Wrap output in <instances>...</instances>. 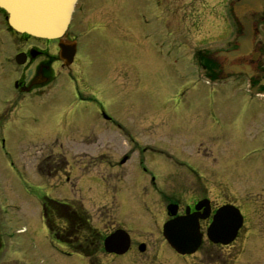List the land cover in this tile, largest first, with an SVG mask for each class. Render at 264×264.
<instances>
[{"label":"rangeland","instance_id":"obj_1","mask_svg":"<svg viewBox=\"0 0 264 264\" xmlns=\"http://www.w3.org/2000/svg\"><path fill=\"white\" fill-rule=\"evenodd\" d=\"M161 1L160 10L172 18L173 24L184 19L189 37L184 61L192 58L193 51L200 47L195 42L199 39L201 22L202 29L210 25L203 19L210 5L204 0ZM181 1H185L183 5ZM78 2L75 7L78 15L74 13L68 32L84 43L92 29L101 25L100 37L90 44L99 56L95 58L91 53L89 57L115 64L109 70L119 75L117 61L123 55L119 52L118 38L121 33L129 36L132 29L119 25L118 17L124 11L123 5L127 15L135 14L134 0ZM140 10H144L143 6ZM200 10H205V14H197ZM194 23L198 26H193ZM130 35L134 41L135 36ZM129 46L131 56L134 51ZM166 52L167 47L157 49L156 63L162 70L155 71L151 88L145 83L148 89H144L121 77L120 82L109 83L105 109L119 124L116 127L128 131L132 138L141 141L140 145L163 149L153 157L161 162L159 166L167 165V161H181V157L188 159L189 151L201 155L202 177L195 176L193 180L206 187V195L238 206L245 214L239 238L230 248L234 263L264 264V96L253 95L243 77L232 80L230 85H214L193 78L192 70L185 66L187 77L177 78L182 71ZM83 57H79L77 75L84 70ZM122 60H127L125 55ZM45 110V106L36 105H22L14 110L11 138L5 147L0 145V207L5 211L2 219H8L7 224L3 223L7 243L17 264H86V258L80 254L64 256V250L69 248L49 236L42 215L46 198L78 200L95 231L92 239L97 243L114 222L136 232L161 212L160 199L156 193L150 194L147 186L142 187L148 185V176L139 168L133 173L130 164L133 161L112 168L88 160L89 155H96L106 145L72 146L76 142L72 140L80 138L73 131L64 133L65 136L51 132V128L49 132L42 128L39 134L32 132L48 118ZM44 125L51 126V120L46 119ZM121 139L130 142L126 135ZM113 144L109 141L107 145L110 158L117 156L118 144ZM147 153L148 150L144 151ZM47 157L49 162L58 161L55 166L61 173L50 174L51 170L45 167ZM39 162L43 170L37 166ZM159 166L150 167V172L165 173ZM174 183L173 190L180 187ZM144 230L138 231L141 238L147 234ZM144 255L125 263L144 264ZM103 257L98 255L90 264L100 263ZM106 264L123 262L114 260Z\"/></svg>","mask_w":264,"mask_h":264},{"label":"flooded vegetation","instance_id":"obj_2","mask_svg":"<svg viewBox=\"0 0 264 264\" xmlns=\"http://www.w3.org/2000/svg\"><path fill=\"white\" fill-rule=\"evenodd\" d=\"M235 1L204 0L210 6H207V15L203 19L210 25L207 27L204 25L205 29H202L201 22L199 39L195 42L200 47L193 51L192 58L185 59L187 63L184 61V54H187L184 49L188 48L185 42L189 40V37L183 18L173 24L172 18L160 10L161 0H134V7L137 8L134 15H127L123 5L124 11L118 17L119 25L132 29L130 34L135 38L132 41L130 34L129 36L122 33L119 35L118 44L121 46L119 52H122L121 55H125L127 60L122 62V56L120 61H117L119 75L114 74L117 76L109 70L115 64L107 60L95 59L99 55L90 47L91 42L100 37L98 34H101L99 33L101 25H94L96 27L92 29V33L87 36L88 40H84V43L76 34L71 35L68 32L73 24L74 13L78 15L75 8L63 37L76 42L72 61L68 65H65L60 57L58 38H39L16 32L8 27L5 14L0 11V145L5 147L7 140L11 138L14 110L22 105L45 106V115L48 117L46 119L51 120V126L47 128L44 125L46 120L44 119V123L41 122L40 127L32 132L39 134L40 128L49 132L51 128V132L65 136L66 133L73 131V135L77 133L80 138L72 140L76 141L71 144L72 146H78V143H83L86 147L106 145L96 155H89L88 160L105 163L112 168L133 161V164L130 163L133 173H136L139 168L144 175L148 176V185L142 184V187L147 186L149 193H156L160 199L161 212L154 214V218L147 222L148 226L147 224L139 226L136 232L115 222L108 226L107 232L102 235L101 245L87 253L86 264H90L98 255L104 256L98 264H106L114 260L126 264L125 261L142 258L143 254L147 255L146 259H144L146 255L143 257L144 264H235L230 248L239 238L241 228L237 236L228 244L211 240L206 235V229L216 209L231 203L206 195L204 191L206 187L193 180L195 176L199 179L202 177L200 174L203 165L202 156H197L196 153L193 154L187 149L189 151L187 154L190 156L188 159L181 157V161L175 160L174 163L167 161L165 162L167 165L159 166L161 162L153 160V157H155L154 153L162 152L163 149L147 144L140 145V140L132 138L128 131L116 127L119 124L105 109L108 84L120 82L118 80L120 77L123 78L122 80L127 78V81L134 85L144 86V89L147 88L146 84L152 87L153 80L156 78L155 71L162 70V66L156 63L157 49L162 46L167 47V55L182 71L176 75L177 78L182 79L184 75L187 77L185 66L192 70L193 78L203 79L214 85H230L232 80L236 81L243 77L248 89H253V95L264 96V0H248L246 11L241 16H237L234 12ZM184 2L181 1V5ZM141 6L144 10H140ZM197 14H205V10H200ZM244 20L251 26L250 43L246 49L244 48L246 51L243 55L228 56V53L241 47L238 37L242 32ZM193 26H198V23H194ZM129 45L134 51L131 56L128 55ZM91 53L95 58L89 57ZM80 55L88 59L83 57L84 70L77 75L76 69L77 64L80 63ZM50 89L54 91L49 92ZM125 135L130 138V142L125 143L121 139V136ZM56 141L58 140L55 139ZM109 141L114 143L113 146L118 144L117 156L114 158L108 155ZM146 150H148L147 155L144 154ZM49 160L50 158L47 157L45 167L48 171L51 170L50 174L60 172L55 166L58 161L54 163ZM37 166L43 170L40 162ZM158 166L165 173L158 172L159 174L154 175L150 172V167L156 169ZM174 181L180 185L175 190H173ZM168 206H170L169 210ZM78 207H81L80 203L71 204L73 212L71 222L74 226L76 225L75 227L80 228L85 223L75 218ZM240 211L244 221L245 214L242 209ZM2 214H5V211L0 207V264H17L13 251L7 243L8 235L4 231L3 223L7 224L8 219L7 217L2 219ZM177 217L194 222L201 234L200 243L192 253L176 251L163 235V224ZM87 224L88 229L92 231L90 224L88 222ZM146 227L149 229L144 230ZM117 228H123L128 233L127 248L122 253L106 251L103 247V239ZM140 230L147 233L145 237H140L138 234ZM57 237H60L59 234ZM69 239L70 237L64 238V240ZM225 248L228 251H225Z\"/></svg>","mask_w":264,"mask_h":264},{"label":"water","instance_id":"obj_3","mask_svg":"<svg viewBox=\"0 0 264 264\" xmlns=\"http://www.w3.org/2000/svg\"><path fill=\"white\" fill-rule=\"evenodd\" d=\"M75 2L76 0H0V7L7 12V21L14 30L38 37L59 38L64 35ZM247 3V0H236L233 3L237 16L246 11ZM242 25V32L238 37L241 47L228 56L243 55L250 43L252 35L250 23L244 20ZM59 47L60 57L68 65L72 60L75 44L61 40ZM241 220L238 209L233 206H222L215 212L207 229V236L212 240H222L226 243L235 236ZM124 233L120 229L111 233L104 240L105 247L109 250H116L117 246L119 248L122 244L118 240L126 235ZM163 234L170 245L181 253L193 252L200 241V233L194 222L184 218H173L164 223ZM110 246L114 248L111 249Z\"/></svg>","mask_w":264,"mask_h":264},{"label":"trees","instance_id":"obj_4","mask_svg":"<svg viewBox=\"0 0 264 264\" xmlns=\"http://www.w3.org/2000/svg\"><path fill=\"white\" fill-rule=\"evenodd\" d=\"M48 211L51 212L52 218L47 213ZM76 218L79 221H87V218H85L83 212L82 214H78ZM44 219L50 235H56V233H58L63 241H65L64 238L73 236V232H75V234H77V238H75V241H77V243H81L74 247L76 250H80L86 253V244L91 245L94 243V239H92V236H94V234H88L91 231L88 229V227H86L85 229L81 226L77 229V227H75L76 225L74 226V224L71 222L73 219V212L72 209L69 208L68 204L57 201L55 199H46L44 203ZM92 232L95 231L92 230ZM67 242L69 243V241ZM72 245L73 244L71 243L70 246Z\"/></svg>","mask_w":264,"mask_h":264},{"label":"bare ground","instance_id":"obj_5","mask_svg":"<svg viewBox=\"0 0 264 264\" xmlns=\"http://www.w3.org/2000/svg\"><path fill=\"white\" fill-rule=\"evenodd\" d=\"M247 2H248L247 4H249V1H248V0H247ZM247 4H246V5H247Z\"/></svg>","mask_w":264,"mask_h":264}]
</instances>
